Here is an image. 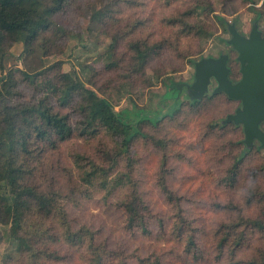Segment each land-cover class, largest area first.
<instances>
[{
	"label": "rangeland",
	"instance_id": "rangeland-1",
	"mask_svg": "<svg viewBox=\"0 0 264 264\" xmlns=\"http://www.w3.org/2000/svg\"><path fill=\"white\" fill-rule=\"evenodd\" d=\"M184 1L71 0L55 17L57 26L43 37L48 52L42 49L34 57L22 58L24 45L16 43L4 59L5 71L32 72L60 63L63 72L76 74L117 111L137 108L151 116L170 113L158 124L141 123L142 137L128 153L121 152L120 140L105 130L91 137L75 132L56 146L41 144L33 180L42 189L53 185L74 230L88 228L98 242L126 256L128 264H250L262 256L264 238L248 232V244L232 258L229 252L222 254L218 231L223 223L262 216L264 147L255 142L253 150L245 152L240 143L245 139L242 128L226 121L240 106L238 101L214 94L212 84L195 103L190 87L195 83L196 62L223 54L229 56L231 80L241 79L239 54L229 44L227 25L235 24L243 36H249L255 25L263 33L264 0H212L215 11L199 9L192 21L203 31L190 36H182L181 27L169 24L171 15L187 9ZM106 6L111 11L100 23H93L92 14ZM117 36L120 44L112 50ZM163 38L171 39V49L156 57L144 74L129 78L121 69L128 65L127 44L134 39ZM21 90L23 101L38 97L31 86L23 84ZM63 111L77 126L76 112ZM93 164L99 168V177L87 183L84 177L94 171ZM122 174L131 175L132 185H115ZM106 178L108 184L103 187ZM132 190L138 191L147 208L151 234L145 238L125 228L118 206V200ZM180 212L188 223V234L199 245V257L186 253L177 233H171L182 221ZM1 229L8 232L9 228ZM166 229L168 236L159 235ZM15 249L16 243L6 236L0 242V264H7V255ZM54 249L62 259L51 264H87L86 253L62 239Z\"/></svg>",
	"mask_w": 264,
	"mask_h": 264
},
{
	"label": "trees",
	"instance_id": "trees-1",
	"mask_svg": "<svg viewBox=\"0 0 264 264\" xmlns=\"http://www.w3.org/2000/svg\"><path fill=\"white\" fill-rule=\"evenodd\" d=\"M70 2L71 0H0V242L8 236L16 243L15 251L7 255V264H51L60 261L62 257L54 249L58 239L85 252L87 264H128L126 256L103 242H98L94 232L88 228L73 229L66 210L60 204V195L53 185L49 184L46 189H42L34 182V161L41 151V144L56 146L75 132L91 137L105 130L120 140L121 152L128 153L134 142L142 137L141 123L158 124L170 114L160 116L158 113L151 116L145 110L137 108L117 111L107 99L87 87L76 74L63 72L60 63L43 66L32 72L19 68L5 71L4 59L16 43L24 45L22 58L34 57L42 49L45 53L48 52L47 41L43 37L57 26L55 17ZM182 4L187 9L173 17L171 15L169 24L172 28L181 27L182 36L202 32L203 27L195 26L192 21L198 16L199 9L214 12L213 1L186 0ZM109 11V6L102 7L90 19L93 23H100ZM221 21L227 25L225 20ZM227 26L229 31V24ZM120 40V36L115 37L110 49L116 50ZM171 46V39L166 38L134 39L127 44L130 55L128 65L121 69L129 78L142 75L148 65L156 57L169 51ZM112 65L111 68H120V64ZM23 84L35 88L38 97L32 101L21 100ZM203 98L195 99V103ZM65 109L76 112L77 126L72 125L70 114L63 111ZM222 123L225 124L226 121L223 120ZM232 123L236 127L240 126L244 133L242 125ZM240 143L245 152L253 150L254 144L247 146L245 139ZM242 160L241 155L233 167L232 179ZM93 167H96L94 171L91 174L88 172L84 177L87 183H92L93 177H99V168L95 164ZM107 179H103V187H107ZM132 182L130 174H122L115 180V185H132ZM262 198L264 204V196ZM118 206L125 216L124 226L128 231L144 238L151 234L147 208L137 190H132L118 200ZM179 217L182 221L174 225L173 231L171 227L170 231L177 233L178 241L184 245L186 253L197 254L195 256L199 257L201 254L198 252L201 250L193 235L188 234V223L182 212ZM2 226L8 227V232L3 231ZM57 229L60 232H55ZM248 232L259 233L264 238V211L261 217H242L239 222L223 223L220 226L218 233L221 238L218 244L222 254L229 252L235 258L237 251L248 244ZM159 235L168 236V229ZM248 263L264 264V252L261 257Z\"/></svg>",
	"mask_w": 264,
	"mask_h": 264
},
{
	"label": "water",
	"instance_id": "water-1",
	"mask_svg": "<svg viewBox=\"0 0 264 264\" xmlns=\"http://www.w3.org/2000/svg\"><path fill=\"white\" fill-rule=\"evenodd\" d=\"M229 31V44L239 54L241 79L237 83L230 79L227 55L219 59L204 58L195 64V83L190 92L195 99L203 98L211 79H215L214 94L223 93L242 104L226 121L243 126L247 146L258 140L264 147V132L259 127L264 121V35L257 25L248 37L241 35L234 24H229Z\"/></svg>",
	"mask_w": 264,
	"mask_h": 264
},
{
	"label": "flooded vegetation",
	"instance_id": "flooded-vegetation-1",
	"mask_svg": "<svg viewBox=\"0 0 264 264\" xmlns=\"http://www.w3.org/2000/svg\"><path fill=\"white\" fill-rule=\"evenodd\" d=\"M263 35H264V32H263ZM246 37H248V36H246ZM224 55H226V54H223V55H221V56H219V57H210V58H213V59H219V58H221L222 56H224ZM228 56V55H227ZM228 62H229V56H228ZM228 62H227V65H228ZM228 67H229V65H228ZM229 69H230V67H229ZM239 81V80H238ZM238 81H236V82H233V83H237ZM212 84H215L216 85V87H217V82L215 81V79H211V81H210V84H209V86L208 87H210ZM215 87V88H216ZM239 103H240V106L238 107V108H240L241 106H242V104H241V102L240 101H238ZM237 108V109H238ZM236 109V110H237ZM236 110H235V113H236ZM259 127L261 128V130L264 132V121H262L261 123H260V125H259ZM255 142H258L259 144H260V142L258 141V140H254V143ZM253 143V144H254ZM261 145V144H260Z\"/></svg>",
	"mask_w": 264,
	"mask_h": 264
}]
</instances>
